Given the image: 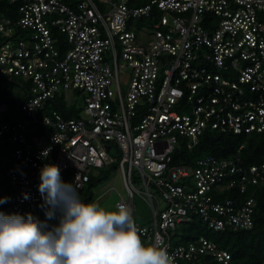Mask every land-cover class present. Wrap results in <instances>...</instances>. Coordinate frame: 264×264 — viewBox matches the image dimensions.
Returning a JSON list of instances; mask_svg holds the SVG:
<instances>
[{
  "label": "built area",
  "instance_id": "1",
  "mask_svg": "<svg viewBox=\"0 0 264 264\" xmlns=\"http://www.w3.org/2000/svg\"><path fill=\"white\" fill-rule=\"evenodd\" d=\"M0 1L19 15L0 19V75L19 79L26 96L18 119L0 103V154L16 164L0 207L56 225L38 190L43 165L80 193L115 164L125 193L115 210L133 213L134 195L143 199L151 220L136 226L146 245L166 248L173 264H229L212 240L173 244L175 232L193 218L217 233L250 229L253 197L219 199L264 186V163L243 165L241 146L192 166L172 155L205 131L264 134V0ZM133 20L147 22L134 30ZM57 99L77 117L59 113Z\"/></svg>",
  "mask_w": 264,
  "mask_h": 264
},
{
  "label": "clouds",
  "instance_id": "2",
  "mask_svg": "<svg viewBox=\"0 0 264 264\" xmlns=\"http://www.w3.org/2000/svg\"><path fill=\"white\" fill-rule=\"evenodd\" d=\"M39 177L45 216L59 223L0 212V264H173L166 248L142 243L126 206L109 211L98 202H83L55 164H44ZM9 200L0 197V204Z\"/></svg>",
  "mask_w": 264,
  "mask_h": 264
},
{
  "label": "trees",
  "instance_id": "3",
  "mask_svg": "<svg viewBox=\"0 0 264 264\" xmlns=\"http://www.w3.org/2000/svg\"><path fill=\"white\" fill-rule=\"evenodd\" d=\"M77 0H66L69 5H74ZM97 1V0H94ZM149 0H130V6L140 7L148 3ZM17 8L14 4L6 1H0V19L18 18ZM147 20H133L134 30L138 26L145 24ZM24 85L17 78L9 79L0 75V103L8 107L7 117L19 118V107L26 98ZM54 108L65 117H77V109L73 103H68L62 99H57ZM242 147L238 157L243 165H257L264 163V134H241L220 133L218 131H205L199 138V143L192 149L186 150L180 148L173 153L174 164H184L192 166L196 159L213 156L217 159H228L233 157L238 147ZM116 167L115 164L105 168L97 169L96 176H92L83 190L79 193L83 202L89 203L93 199V189L105 180L110 172ZM16 170V164L8 156L0 154V190L3 195L8 192V178L11 172ZM253 197L256 201V207L252 215V227L248 230L224 231L207 239L216 243L217 247L228 252L230 256L229 264H264V186H247L246 192L237 195L233 190H227L221 194L219 200L239 199ZM235 198V199H234ZM0 212H8V208L0 207ZM134 222V212L132 213ZM145 223L147 221L140 220ZM207 229L197 218L192 222L180 225L175 234L174 244H183L192 239L207 235ZM140 236V235H139ZM142 243L144 239L140 236ZM146 245V244H145ZM204 264H220L210 258L203 259Z\"/></svg>",
  "mask_w": 264,
  "mask_h": 264
},
{
  "label": "rangeland",
  "instance_id": "4",
  "mask_svg": "<svg viewBox=\"0 0 264 264\" xmlns=\"http://www.w3.org/2000/svg\"><path fill=\"white\" fill-rule=\"evenodd\" d=\"M126 85L125 87L122 86L123 94L126 91ZM115 153L112 151L111 155H114ZM133 183H135V187L140 188V182L139 180L135 181V178H133ZM113 189V190H111ZM93 199L91 202H98L102 207H104L106 210L109 211H116L115 210V203L119 200V197H122L125 199V193L123 191L122 183L120 176L118 174V171L116 169L110 170L107 178L103 180L101 183H99L92 191ZM133 204L135 206L134 208V217L135 220H139L138 222H142L140 220L144 221H150L151 216L148 209V206L145 204L143 199L139 195H134L133 197ZM207 235H203L207 238L214 236V231H207Z\"/></svg>",
  "mask_w": 264,
  "mask_h": 264
},
{
  "label": "crops",
  "instance_id": "5",
  "mask_svg": "<svg viewBox=\"0 0 264 264\" xmlns=\"http://www.w3.org/2000/svg\"><path fill=\"white\" fill-rule=\"evenodd\" d=\"M115 169H116V167H115ZM97 174H96V171H94V173L92 174V176H96ZM8 212H10V213H12L9 209H8ZM13 214V213H12ZM193 220V219H192ZM192 220L190 221V222H192ZM190 222H187L188 224L190 223ZM206 229H207V231H211V230H209L207 227H206V225L204 224V223H202V222H200ZM181 226L182 225H185V223H182V224H180ZM179 225V226H180ZM179 226H178V228H179ZM178 228H177V230H176V232L175 233H177V231H178ZM215 233H217V232H215ZM218 233H220V232H218ZM202 237H205V236H203V235H201ZM199 237V236H198ZM197 238V237H196ZM206 238V237H205ZM177 238L175 237V239L174 240H176ZM195 239V238H194ZM194 239H192V240H194ZM173 240V241H174ZM191 240V241H192ZM190 242V241H189ZM188 243V242H187ZM187 243H183V244H181V245H185V244H187ZM173 244H174V242H173ZM216 244V243H215Z\"/></svg>",
  "mask_w": 264,
  "mask_h": 264
}]
</instances>
